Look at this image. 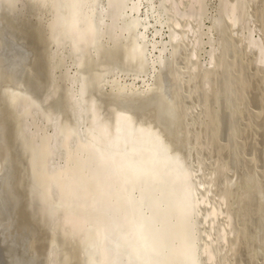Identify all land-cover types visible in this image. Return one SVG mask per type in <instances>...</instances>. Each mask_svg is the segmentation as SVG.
Returning a JSON list of instances; mask_svg holds the SVG:
<instances>
[{
    "label": "rangeland",
    "instance_id": "obj_1",
    "mask_svg": "<svg viewBox=\"0 0 264 264\" xmlns=\"http://www.w3.org/2000/svg\"><path fill=\"white\" fill-rule=\"evenodd\" d=\"M1 1L0 264H87L85 242L65 222L70 197L44 190L46 174L64 176L68 161L76 168L79 146L95 133L92 103L100 124L111 127L122 111L184 160L202 264H264V0H125L114 17L109 0H98L97 41L82 53L52 26L54 0ZM162 90L172 111L158 106ZM65 132L70 147L60 144ZM58 202H68L66 215L48 214Z\"/></svg>",
    "mask_w": 264,
    "mask_h": 264
},
{
    "label": "bare ground",
    "instance_id": "obj_2",
    "mask_svg": "<svg viewBox=\"0 0 264 264\" xmlns=\"http://www.w3.org/2000/svg\"><path fill=\"white\" fill-rule=\"evenodd\" d=\"M2 1L10 2V0L9 2L8 0ZM58 1L54 0L56 8L58 7L59 9L58 18L56 17L57 19H55L52 26H54L56 31H59V33L62 32L70 38L76 52L82 53L94 44L97 39L99 24L95 17L97 14L96 3L98 0H60L61 3L63 2L61 5ZM124 4L125 0H109L110 15L114 17L120 13ZM138 7L139 3L135 2L131 6V11H137ZM63 11H68V14L70 13L67 19L64 18V14H61ZM130 24L134 28L140 24V19L137 15L132 18ZM64 25L65 27H63ZM140 33H142V30ZM138 46L134 49V55L136 53L138 58H140L143 56L145 48L143 49V47ZM70 51L72 52V50ZM161 73L163 74V72ZM92 76L94 75L92 74ZM92 84L95 85L94 82ZM162 84L164 83L162 82ZM80 88L79 95L82 98L86 92L84 82ZM120 92L122 91L120 90ZM167 95L168 91L163 90L159 95V104H157L163 111L170 109L169 96ZM10 98L14 102H18L22 96L20 93L12 94ZM89 106L88 113L91 115L89 116L94 125L95 133L91 134L90 140L86 139L87 142L85 141V144L81 143V145L79 143L81 146L77 145L79 148L76 153V160L72 158L74 154L70 157L71 161L75 160L76 168L66 165L68 161L65 163V167L68 166L69 168L70 166V171L65 167L64 170L67 169V173L59 169L60 172L65 173L64 176L69 178L68 181L64 183L65 185L61 183L60 179L62 180L64 176H59L61 174L54 171L52 176L56 173L58 174V178L54 179V176L52 178L49 174H46L47 176L45 177L48 180L47 182L50 181L45 185L47 188L50 186L48 191L43 188L45 195L46 193H51V190H54L51 187H59L58 194L60 192L62 198L70 197V209L67 204L68 202L66 205L63 202L59 204V201L57 203L59 205L55 206L53 204L54 206L49 209L48 214H54L61 210V208L62 210L64 208L69 209L67 213L63 210V214H67L65 222L69 223L70 227L73 228L72 231L75 233L78 231L82 240L85 242V247L88 252L87 264H202L199 252L200 245L197 242L198 238L195 232V226L197 225L195 214L198 199L192 191L193 183L191 181V174L185 166L184 160L178 154L168 153L169 146L162 141L159 132L157 133L149 126L146 128V126L135 125L133 116L131 117L120 111L115 116V124L108 127L107 125L100 124V117L95 112V104L92 103ZM30 108L32 107L30 106ZM87 133L89 134V131ZM63 136H65V139H63L64 142L61 141L62 143L60 142V144L70 147L67 144L71 142L72 134H66L65 132ZM63 136L61 137L64 138ZM45 139L48 145L51 138L45 136L42 139L43 142ZM46 144H42V146L44 145L46 147ZM42 146L41 148H43ZM51 148L48 156H53L54 154V149L52 150ZM70 152L72 153L73 151ZM48 156L47 158L51 157ZM69 164L73 165L70 162ZM45 170H48V167ZM77 170L81 176L79 174L76 175ZM43 201H41L42 204ZM2 207L4 206H2V191L0 186V215ZM211 257L209 255V258Z\"/></svg>",
    "mask_w": 264,
    "mask_h": 264
}]
</instances>
